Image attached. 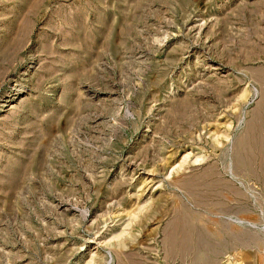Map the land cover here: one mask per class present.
<instances>
[{"label": "rangeland", "instance_id": "rangeland-1", "mask_svg": "<svg viewBox=\"0 0 264 264\" xmlns=\"http://www.w3.org/2000/svg\"><path fill=\"white\" fill-rule=\"evenodd\" d=\"M0 264H264V0H0Z\"/></svg>", "mask_w": 264, "mask_h": 264}]
</instances>
